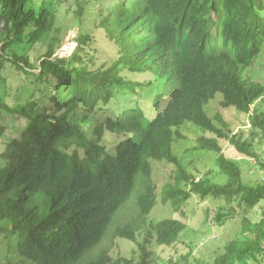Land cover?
I'll return each instance as SVG.
<instances>
[{"label":"trees","instance_id":"trees-1","mask_svg":"<svg viewBox=\"0 0 264 264\" xmlns=\"http://www.w3.org/2000/svg\"><path fill=\"white\" fill-rule=\"evenodd\" d=\"M61 4L0 0V136L5 112L27 120L19 136L0 151V236L9 252L0 264H121V258L112 260L110 245L116 237L136 241L135 232L145 224L157 244L176 242L185 228L180 220L147 221L155 203L152 187L139 189L134 221L114 226L135 190L136 174H150V159L176 165L174 182L162 189V201L171 199L175 208L192 193L201 199L223 198L228 206L215 218L224 223L232 202L245 209L263 202L260 221L251 225L244 220L240 238L231 239L213 260L196 259L199 264H253L264 248V182H245L239 164L221 153L216 137L226 138L237 153L258 158L253 141L258 137L264 143V110L252 112V129L244 137L215 126L205 105L221 93L222 106L248 113L264 96V83L245 74L264 51V0H111L99 25L119 54L111 65L94 69L82 56L91 39L88 32L75 38L69 56L55 55ZM76 4L74 12L80 14L83 0ZM30 50L36 52L37 64L30 61ZM6 66L29 79V85L17 86L14 103L7 99L10 84L1 74ZM122 70L154 76L155 88L148 83L145 91L156 94L153 107L170 88L152 119L140 108L123 109L119 116L109 111L115 93H137ZM21 96L23 101L16 102ZM79 107L105 115L94 126V142L80 125L88 115ZM187 121L216 136H202L198 147L220 152L224 184L195 178L173 154L172 141L181 138L179 128ZM104 128L124 136L113 152L100 143ZM258 163L264 172V162ZM138 246V264H151L145 244Z\"/></svg>","mask_w":264,"mask_h":264},{"label":"rangeland","instance_id":"rangeland-1","mask_svg":"<svg viewBox=\"0 0 264 264\" xmlns=\"http://www.w3.org/2000/svg\"><path fill=\"white\" fill-rule=\"evenodd\" d=\"M61 3L56 20V26L62 28L61 42L55 55L58 57L69 56L77 46L75 38L80 32H88L91 34V39L84 46L86 52H82L84 62L92 69L111 65L118 57V46L108 37L104 28L99 25L101 15L105 12V8L111 3V0H83L84 9L80 14L74 12L77 7L76 0H61ZM28 54L30 61L37 64L36 52L30 50ZM251 66L250 69L248 68L245 71V74L254 81L264 83V51L260 52ZM15 71L8 66L1 70V74L6 76L10 84V96L7 99L13 103L15 100L12 97L17 94V86L29 85L28 77L19 71ZM121 74L135 84L137 93L128 94L124 90L115 93V96L107 104L111 114L119 116L123 109L140 108L148 119H152L164 107L167 101L166 94L170 88H165L164 97L153 107L151 100L156 94L151 95L147 92L145 94V91L148 88V83H152L151 86L155 88L157 82L154 76L148 71L138 73L122 70ZM141 97L142 99L139 100ZM221 100V93H216L214 98L205 105V112L211 118L212 123L229 134L242 132L244 137L249 136L252 129L251 114L258 110H264V96L251 105L248 113L241 112L231 106L224 107ZM17 101L22 102L23 97L21 96ZM78 110L82 114L88 115L86 119L81 121L80 125L84 131L90 132L88 133L89 139L94 142L97 139L93 132L94 126L100 124L105 115L99 111L84 113L85 110L81 107ZM217 115L221 117L222 121H218ZM1 122L5 131L0 136V151L9 139L19 136L27 120L16 114L11 115L5 112ZM179 131L181 138L176 139L174 137L171 150L185 167L187 173L195 178H207L211 182L224 184L227 181V176L218 164L217 158L220 152L198 147L202 136L205 138H215L216 136L188 121L180 126ZM101 132L100 143H105L110 152L114 151L116 142L124 137L123 134H115L105 128ZM216 138L221 153L239 164L245 182H264V172L258 163L259 160L264 162V143L260 142L258 137L253 141L258 158L248 157L244 153H237L234 146L226 138ZM149 162L151 166L150 174L146 176L140 172L136 174L135 190L126 205L118 212L114 226L134 221L137 216L135 199L141 193L139 189L146 191L152 187L155 203L146 217L147 221L156 222L163 218H176L185 225V228L179 234L176 242L170 245H159L155 242V234L149 230V224H145L143 229L135 232L136 241H130L122 237L114 239L109 250L112 260L121 258L123 260L121 264H138L141 255L138 243L142 242L151 254V264H199L196 261L197 258L211 261L218 253L223 251L224 245L231 239L240 238L242 228L246 224L244 220L249 221L251 225L260 221L262 217L260 205L263 202L247 209L238 206L236 201L232 202L230 206L233 207V211L231 209L223 215L224 223L216 221L215 218L220 208L228 206L223 198L201 199L192 193L175 208L171 199L166 202L162 201V189L165 184L174 182L176 165L165 159H150ZM180 186L183 190L189 191V185L181 183ZM109 243L110 239L106 238L104 244L109 245ZM8 254L6 241L0 236V259L5 261V256ZM185 257H188L186 261H184ZM253 264H264V248L257 255V259Z\"/></svg>","mask_w":264,"mask_h":264},{"label":"bare ground","instance_id":"bare-ground-1","mask_svg":"<svg viewBox=\"0 0 264 264\" xmlns=\"http://www.w3.org/2000/svg\"><path fill=\"white\" fill-rule=\"evenodd\" d=\"M114 180V179H113Z\"/></svg>","mask_w":264,"mask_h":264}]
</instances>
